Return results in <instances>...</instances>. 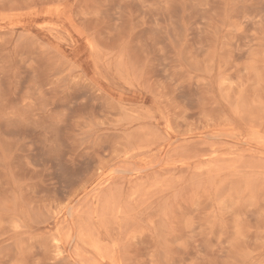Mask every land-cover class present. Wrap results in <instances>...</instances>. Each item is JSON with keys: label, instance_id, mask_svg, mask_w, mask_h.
Listing matches in <instances>:
<instances>
[{"label": "rangeland", "instance_id": "obj_1", "mask_svg": "<svg viewBox=\"0 0 264 264\" xmlns=\"http://www.w3.org/2000/svg\"><path fill=\"white\" fill-rule=\"evenodd\" d=\"M0 264H264V0H0Z\"/></svg>", "mask_w": 264, "mask_h": 264}]
</instances>
